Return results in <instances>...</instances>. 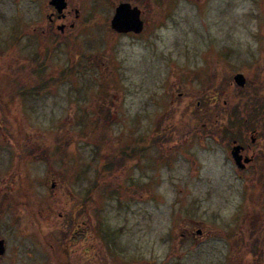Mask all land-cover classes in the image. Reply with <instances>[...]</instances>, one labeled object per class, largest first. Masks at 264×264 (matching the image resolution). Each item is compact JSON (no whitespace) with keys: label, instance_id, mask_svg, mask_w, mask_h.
<instances>
[{"label":"rangeland","instance_id":"obj_1","mask_svg":"<svg viewBox=\"0 0 264 264\" xmlns=\"http://www.w3.org/2000/svg\"><path fill=\"white\" fill-rule=\"evenodd\" d=\"M49 1L0 0L3 44L15 37L13 25L19 23L18 33L21 25L32 24V10L42 21ZM70 1L80 17L74 28L55 34L56 50L44 52L46 60L41 55L39 63L46 74H57L74 58L72 72L52 91L9 105L8 118L0 115L5 119L0 123V188L12 182L8 192L0 191V235L14 223L8 230L14 234L10 243L27 242L17 226L38 229L34 221L41 219L33 201L38 205L43 197L55 195L57 237L66 233L62 230L67 226L61 225L59 214L67 221L75 213L88 223L90 243H101L98 221L103 220L115 231L118 243L129 244L147 260L151 257L152 264H264V233L256 230L257 219L251 215L248 221L255 225V234L244 233L243 224L238 226L249 208H244L241 183L224 147L193 145L184 151L198 161L192 166L174 135L172 141L162 140L160 148L155 140L151 148L138 152L137 161L95 179L99 163L119 147L118 140L129 144V139L159 131L176 107L188 115L190 106L200 105L208 96L222 121L217 127L232 130L224 123L233 119V107L260 88L253 82L255 75L264 80V0H127L144 11L146 25L138 35L110 29L116 1ZM236 73L250 84L237 87ZM189 88L188 94L194 91V96L178 97ZM106 94L115 112L96 124L98 118L105 120L96 115L101 101L111 105L103 99ZM251 108L243 105L239 117L251 115ZM178 120L169 122L181 130ZM260 122H252V127L264 131ZM243 123L232 131H242ZM106 136L107 148H100ZM103 179L112 184L101 185ZM21 180L28 184L16 182ZM73 180L82 183L73 185ZM86 189L92 193L85 208L76 198L80 200ZM13 195L19 196L9 200ZM7 205L16 207L10 211L13 214L3 215ZM253 205L252 212H259L258 197ZM40 227L47 226L41 222ZM196 229L203 236H186Z\"/></svg>","mask_w":264,"mask_h":264},{"label":"flooded vegetation","instance_id":"obj_2","mask_svg":"<svg viewBox=\"0 0 264 264\" xmlns=\"http://www.w3.org/2000/svg\"><path fill=\"white\" fill-rule=\"evenodd\" d=\"M33 1L35 3L37 0H32V2ZM112 1H116V7L121 3H128L127 0ZM65 2L66 8L62 13H58L54 7L47 4V13L44 15L42 21L39 12L34 14L32 10L29 14V20L32 24L28 25L29 27H23V25H21V31L17 33L18 29L16 28L19 25V23H17V26L13 25L11 27V33H15V37L6 45L0 40V115L3 114L4 118L9 117L7 113L9 105H20L23 97L24 99L30 96L35 97L42 93L40 92L39 79L41 74H46V69L40 67L39 58L42 55L44 60H46L47 55H45L44 52L56 50L55 44H53V37L55 34L58 31L63 33L67 29L74 28V21L77 23L80 17L79 11L74 7V4H72L70 0H65ZM33 8L37 9V6ZM140 12L141 20L143 24L146 25V21L143 19L144 11L141 10ZM25 38H27V40H25ZM189 91L190 88L186 91L182 89L178 97L190 98L192 95L194 96V91L192 95L188 94ZM211 103L212 99L210 100V104ZM211 106L212 104L207 114V111H200V105L197 103L194 107L190 106V113H188V115H182L183 112L178 111V107H176L175 114L171 115L172 118L167 119L170 122L173 119H179L178 121H181V130L173 127L169 121H165L163 126L159 128V131L149 132L147 137L139 140L137 138L129 139L131 151L135 153L137 150L138 152L147 150L154 144V142H152L153 140H156V145L160 148L164 143L162 140L172 141V137L178 135L181 145L180 148L182 150L181 153L186 159L185 161L195 166L198 161L184 153V151H188L193 145L207 146L206 148L210 150L216 146L224 147L226 149L225 157L227 162L230 164L233 171L236 170V181L241 183L242 196H244L245 200L244 208H249V211L242 214L238 226H242L243 224L244 233L246 230L249 235H252L253 231V234H255V225L249 226L248 224L252 215L257 219L256 230H261L260 233H264V131H261L260 127L257 128L258 126L253 128L252 122L248 120H245L243 125L240 126L239 129H242L240 132L215 131V129H223V127H217L216 124L219 118L216 116ZM4 118L0 116V123L5 121ZM171 123H174V121ZM262 124H264V121ZM200 125L202 130L199 128ZM174 131L177 132L174 133ZM167 135H170V140ZM158 142H160V145ZM235 149L236 151H234ZM232 152H235V157L232 155ZM135 161L137 160L135 159L132 162ZM104 164L103 162L102 166H104ZM125 166H127V164L123 167ZM123 167H119L120 170ZM73 181V185H77L79 182L82 183V181ZM16 182L22 184V186L28 184V182L24 180ZM109 182V180L103 179L101 185ZM109 184L112 183L110 182ZM11 186L12 182L10 185L5 184L2 189L0 188L1 193L8 192L7 188H11ZM53 186L52 182H50L51 189L54 188ZM89 192L90 190L86 189L84 193H81L80 200L76 198V202L82 206L84 203L85 208L88 205ZM18 196H10L9 200L17 198ZM256 197H258V202L260 203V209L257 213L252 212L255 208L253 202ZM20 198L25 199L26 196H21ZM53 199L55 200V195L45 196L40 199L41 201L37 205L33 201V196L31 197L38 211L39 217H37L41 220L39 223L34 221V224L39 226L38 229L27 230L24 227H20V225L17 226V229L23 235H27V237L24 238L27 242L10 243V238H12L14 234H10L8 230L14 227L15 224L10 223L7 226L8 233L0 235V240L3 241L4 248V252L0 256V264H152L151 257L147 260L146 256L143 257L142 255H138L129 244L118 243L116 241L118 238L115 236V231L110 227H106L103 220L98 221L99 228L101 227V243L98 245L90 243L88 223L84 221L82 217L80 218L81 215L75 213L71 214V217L67 215V221L63 220V217L66 216L59 214L61 225L67 226L66 230H62L66 233L62 232L63 234L57 237L54 232L56 231L55 226L57 221L54 219L56 207L55 202L52 201ZM23 201L24 203L21 207L25 208L27 202L26 200ZM249 202L250 205H248ZM82 206L80 208H82ZM3 208L2 213L4 215L6 213L13 214L14 211H10L16 207L10 209L7 205ZM28 214L31 215L29 212ZM41 222L47 227L41 228ZM258 224H260L259 229ZM195 225L197 226L198 223ZM199 230L200 229H196L194 233H188L186 236L190 235L193 238H195L196 235L199 237L203 236L202 230H200L201 232L199 234L197 233ZM237 234L239 233L237 232ZM15 235L18 237L19 234L15 233ZM262 240L264 241V238H262ZM230 244L232 246L231 242Z\"/></svg>","mask_w":264,"mask_h":264},{"label":"trees","instance_id":"obj_3","mask_svg":"<svg viewBox=\"0 0 264 264\" xmlns=\"http://www.w3.org/2000/svg\"><path fill=\"white\" fill-rule=\"evenodd\" d=\"M73 63H74V58L71 59V63L69 64L68 68L59 70L57 72V74H53V73L41 74L40 75V79H39L40 80V83H39L40 92H42V93H45L47 91L50 92V91L53 90V88H55L59 84L65 82V80L68 77V75L72 72ZM40 67L44 68V66H42V64L40 65ZM258 76H259V74H258ZM258 76L255 75L256 79L253 80V82L255 84H257V86L260 87V88L254 90V92L252 93L253 96H248L246 98L245 102H243L242 99H239V102H241V103L238 106L233 107V110L231 109L232 112L230 113V115L233 117V119L232 120L230 119V120H228V122L224 123V124L227 123V125H229L228 127H231L232 130H234L235 126L237 127L239 124H242V122L245 121L247 118H249L248 121L251 120V122H257L258 120H261V122H260L261 124L264 121V93H262L264 91V89H263L264 80H261L262 77H260V79L258 80ZM248 83L250 84V82H248ZM248 83H246V84H248ZM103 99L107 100V102L109 101L108 103H110L111 105L108 106L103 101H101L102 105H99V107L96 108V115L99 114L100 116L105 118V120L102 121L101 119L98 118V120H95L96 124L103 123V122L107 121L108 117L111 116V114L113 112H115V108L112 107V103H111L112 101L110 100L109 95L106 94L103 97ZM210 100H211V98L207 96L205 99L200 101V105L201 106L204 105V106L200 107L201 108V110H200L201 112L202 111H207V114H208ZM243 105L252 107L251 109H249V110H251V115L246 116L245 119L239 117V112L240 111L242 112L241 107ZM102 106H105V107H102ZM216 110H221V109H216ZM217 122L221 123L222 121L221 120H217ZM91 123L93 124V122H91ZM224 131H230V130L227 129V130H224ZM107 137L108 136L102 138L103 142L100 144V148H101L102 145L105 146V143H107L109 141V137L108 138ZM152 142H155V140H153ZM112 144H113V142H112ZM118 146H119L118 148L115 147L114 153H110L109 155H107L108 158L104 162L105 163L104 166H102V163H99V166L95 170V179L96 180H100L103 177H106L109 174L108 171H112V168L114 169L116 167H118V168L119 167H123L126 164L127 165L130 164L135 159L137 160V158H138V150L135 153L132 152L131 148H130V145L128 143H126V144L125 143H121L119 140H118ZM60 152H62L61 148H59V153ZM94 154L96 155V157H97V155L99 156V152L97 154L96 153H94ZM89 193L90 194L92 193L91 189H90ZM250 199H251V197H250Z\"/></svg>","mask_w":264,"mask_h":264},{"label":"water","instance_id":"obj_4","mask_svg":"<svg viewBox=\"0 0 264 264\" xmlns=\"http://www.w3.org/2000/svg\"><path fill=\"white\" fill-rule=\"evenodd\" d=\"M49 5L55 7L58 13H61L66 7L64 0H51ZM109 25L111 30L118 34H140L143 30V22L140 19L139 9L131 7L128 3H121L115 8ZM233 83L237 87L243 88L246 84V79L243 74L237 73L233 76ZM232 155L235 157V152H232ZM197 233L199 234L200 231H197ZM3 252V241L0 240V256Z\"/></svg>","mask_w":264,"mask_h":264}]
</instances>
